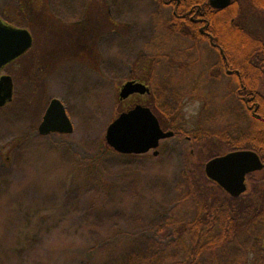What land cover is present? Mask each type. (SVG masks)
Listing matches in <instances>:
<instances>
[{
	"label": "rangeland",
	"instance_id": "obj_1",
	"mask_svg": "<svg viewBox=\"0 0 264 264\" xmlns=\"http://www.w3.org/2000/svg\"><path fill=\"white\" fill-rule=\"evenodd\" d=\"M237 1L238 24L264 39V12ZM18 3L0 0V10L10 7L14 21L27 27L11 10ZM85 4L88 17L66 26L74 15L85 14ZM49 5L60 20L47 7L37 8L31 49L4 70L15 95L0 108V264H123L127 253L171 239L163 224L178 197L186 141H162L157 156H106L105 189L96 185L92 170L73 167L81 165L76 156L88 159L97 152L106 127L124 109L118 102L121 86L141 78L156 52L177 44L165 25L171 13L154 0H49ZM197 44L196 64L178 61V72L156 64L151 76L166 82L175 102L182 97L177 122L241 134L247 121L239 118L232 79L218 73L217 53ZM54 98L66 107L73 133L40 136L38 126Z\"/></svg>",
	"mask_w": 264,
	"mask_h": 264
},
{
	"label": "trees",
	"instance_id": "obj_2",
	"mask_svg": "<svg viewBox=\"0 0 264 264\" xmlns=\"http://www.w3.org/2000/svg\"><path fill=\"white\" fill-rule=\"evenodd\" d=\"M154 1L159 7L170 10L171 19L165 25L169 34L175 36L177 44L168 51L156 52L153 57L156 61L143 66L139 80L150 86L148 106L161 128L173 132V138L169 140L184 139L186 146L176 186L178 197L163 224L170 231L171 239L166 244L151 242L142 252L127 253L123 264H264V168L247 176V191L236 199L229 197L204 174L207 161L231 151L251 150L264 164V39L238 24L241 4L237 0H231V5L224 10L212 8L209 0ZM244 1L252 9L264 12V0ZM82 9L88 11L86 4ZM199 28L223 49L228 69L240 68L237 69L238 80L243 85L238 88V96L242 97L244 92L254 93L242 101L243 108L239 107L240 120L247 121V129L241 134L190 129L177 122L183 108L182 97L175 102L176 99L166 93V82H158L151 76L156 64L166 65L172 72H178L175 68L178 61L184 63L183 60L187 59L189 66L196 64L198 60L193 51H197V43L204 42L211 50L208 38L199 33ZM164 42L159 47L164 46ZM159 57L166 59L160 61ZM246 59L254 61L250 69L243 62ZM136 66L139 67L138 63L134 64ZM223 69L217 63L218 73L223 74ZM207 73L210 74L209 71ZM191 93L195 95V92ZM195 97L191 99L195 100ZM118 102L121 103L120 100ZM234 103L238 104L236 98ZM247 106L252 109H247ZM108 155L123 159L145 156L117 154L103 138L92 157L76 156L81 165L73 168L84 172L92 170L96 185L105 189L109 179L102 174L101 165Z\"/></svg>",
	"mask_w": 264,
	"mask_h": 264
},
{
	"label": "water",
	"instance_id": "obj_3",
	"mask_svg": "<svg viewBox=\"0 0 264 264\" xmlns=\"http://www.w3.org/2000/svg\"><path fill=\"white\" fill-rule=\"evenodd\" d=\"M209 4L216 10H224L231 5V0H209ZM31 45L32 37L27 30L5 28L0 23V70L21 57ZM148 93L144 84L128 81L121 86L118 98L122 101L133 94ZM11 101L12 81L9 76H3L0 78V108ZM37 131L40 136L73 133V124L60 100H50ZM172 137L173 132L161 128L151 109L141 105L120 113L106 127L104 134L107 146L120 155H144L152 151V155L157 156L160 142ZM263 168L264 164L255 152L238 150L207 161L204 174L229 197L236 199L247 191V176Z\"/></svg>",
	"mask_w": 264,
	"mask_h": 264
},
{
	"label": "flooded vegetation",
	"instance_id": "obj_4",
	"mask_svg": "<svg viewBox=\"0 0 264 264\" xmlns=\"http://www.w3.org/2000/svg\"><path fill=\"white\" fill-rule=\"evenodd\" d=\"M40 7L44 8V10L47 7V9H49V12L51 11L50 5H49V0H23V2H21V0H19V3L15 7L13 6L11 8V10L14 12L15 15L21 16L24 19V21L27 23V27L19 26L18 23H16L14 21V18L11 17V15L9 14L10 7H6V8H3V10H0V23L5 28H16V29H25V30H27L30 33L31 37H32V45H33L34 38H33V35L31 33V31H30V27H33L32 24L35 23V22H33L34 21L33 12H36L37 8H40ZM87 12L88 11H86L83 16H82V14L81 15L80 14L79 15L78 14L74 15L75 16L74 20H70L69 19V20H67V21H65L63 23L66 24V26L72 27V24H76L77 22H80L81 19L87 18L88 17L87 16ZM45 13H46V11H45ZM50 15H52L51 18L54 21H59L60 20V17H61L60 12H56V13L55 12H50ZM57 15H58V17H57ZM174 15H176V14L174 13ZM176 17H179V16H176ZM105 18L108 20V23H110L109 16H107ZM198 31H199L200 34H203V35H205L208 38L212 49L219 56V65L222 66V68H224L223 69L224 70V75H226L227 77L232 79V82H233V84H232L233 94H234L235 98L237 99L238 104L241 106V108H243V106H242L243 102L242 101L245 99V97L251 96L254 93H252V92L245 93L244 92V93H242V95H243L242 97L238 96V88H239V86L243 85V84H241L242 81L238 80L239 79V74H238L239 70H237V69H240V68H237L235 70L228 69L227 68L228 60L225 58V56L223 54V49L220 46H218L216 43L210 41L211 37L209 35H207L206 32L202 28H199ZM32 45H31V47H32ZM31 47L24 54H26L31 49ZM21 57H19V58H21ZM18 59L10 62L7 65H5L0 70V78L3 77V76H9L11 78V81H12V101L9 104H7V105H10L11 103H13L15 90H14V82H13L12 77L10 75H8L7 73H5L4 70L7 67H9L11 64H13L15 61H17ZM243 62H246L245 65L248 67V69H250V67L253 66V64H254L253 63L254 61L253 60H249V59H246ZM263 62H264V59H263ZM237 80H238V82H237ZM129 81H133V82L144 84L149 89V93L148 94H144V95L133 94V95L129 96L128 98H126L125 100H122L121 103H124V109H123L122 112H128L129 110L134 108L136 105H141V106H145V107L150 108V106L146 105L147 103H145L147 100H149L148 97L150 95V86L147 83H145L144 81H140L138 78L137 79L130 78ZM248 84H249V81L247 83V86H248ZM253 86H256L255 83L253 84ZM263 93H264V89H263ZM246 108L247 109H252V107H249V106H247ZM65 110H66V113H67L66 107H65ZM67 115H68V113H67ZM68 117H69V115H68ZM69 119H70V117H69ZM41 120H42V118H41Z\"/></svg>",
	"mask_w": 264,
	"mask_h": 264
}]
</instances>
